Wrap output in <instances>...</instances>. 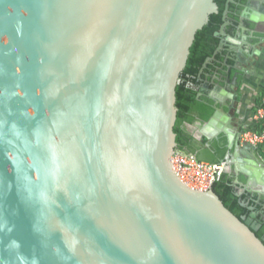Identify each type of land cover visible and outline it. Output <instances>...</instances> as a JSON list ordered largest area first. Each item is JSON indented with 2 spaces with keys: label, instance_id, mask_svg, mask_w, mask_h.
Instances as JSON below:
<instances>
[{
  "label": "water",
  "instance_id": "water-1",
  "mask_svg": "<svg viewBox=\"0 0 264 264\" xmlns=\"http://www.w3.org/2000/svg\"><path fill=\"white\" fill-rule=\"evenodd\" d=\"M217 10L215 0H0V264H264V212L256 221L237 188L264 194V164L231 128L226 82L193 135H226L225 170L240 163L235 194L250 212L187 185L170 161L176 86ZM249 12L236 16L242 28Z\"/></svg>",
  "mask_w": 264,
  "mask_h": 264
},
{
  "label": "trees",
  "instance_id": "trees-1",
  "mask_svg": "<svg viewBox=\"0 0 264 264\" xmlns=\"http://www.w3.org/2000/svg\"><path fill=\"white\" fill-rule=\"evenodd\" d=\"M221 22V14L212 13L208 22L196 32L186 65L180 74L181 81L176 86L177 119L173 129L176 133L178 147L194 153L199 159L209 162L226 161V154L228 152L231 154L232 149H229L227 146L226 135L220 133L211 139H207L205 136L198 139L194 137L188 125L194 124L196 120H200L201 122L206 121L214 111L212 106L213 101L210 98L205 95H197L198 86L206 78V72L221 65L224 68L231 66L229 71L230 76L234 73V60L227 58L226 63L223 64L224 55H222L223 51H220L215 55V59L207 64L201 77H199V71L206 57L213 55L218 45L219 37L214 35V31L219 29ZM258 100L257 98L256 104ZM249 127H252V124ZM246 128L248 127H243L242 130ZM206 143L207 145H205ZM199 147L203 148V153L198 152ZM258 153L264 154V146L258 149ZM234 177L232 170H224L220 178L213 183L212 187L224 205L237 216H241L242 214H248L249 209L239 203L240 197L235 194ZM241 178L244 179L242 175ZM242 198H246L245 193L242 194ZM256 234L261 237L258 231Z\"/></svg>",
  "mask_w": 264,
  "mask_h": 264
},
{
  "label": "flooded vegetation",
  "instance_id": "flooded-vegetation-1",
  "mask_svg": "<svg viewBox=\"0 0 264 264\" xmlns=\"http://www.w3.org/2000/svg\"><path fill=\"white\" fill-rule=\"evenodd\" d=\"M215 2L218 9L215 13H220L222 19L219 29L214 31V35L219 37V42L221 40L224 41V47L221 50L223 51L222 55H224L222 63L225 64V60L231 58L235 61L233 65L237 66V68L234 69V73L231 77L229 76L228 67L224 68L221 65L206 72V78H204L198 86V92H200V96L205 95L208 97V95L214 91L215 86L218 83H221V81L226 82V85L234 92V96L232 98L227 97L224 99V102L226 103L224 108L228 111L231 117V128L235 133H239L242 131L243 122L246 116H248V111L252 109V102H250L249 98H246V96L240 98L237 97L236 90L238 87L235 84V81L232 80V77L236 73V77L239 80L240 77L242 78L251 72L264 73V0H215ZM245 10H249L250 12L248 16L245 14V19L243 21L244 28H242L236 16L243 14V11ZM226 12L227 14H225ZM224 15L226 16L228 25L225 29V33H221V25L224 22ZM216 32H219V34L216 35ZM228 36L233 37L237 41L228 39ZM235 117L237 118V121L233 120ZM202 123L203 122L200 120H196V122L192 124V132H198ZM219 134L220 133H217L213 137ZM205 145H207V143ZM198 152L203 153V148L199 147ZM228 161L231 163V170L235 176L234 179L238 178L242 182L243 179L238 173L240 170V163L234 161L233 158L228 159ZM247 186L251 187L249 185ZM247 186L246 184L241 183L237 188L242 189L243 193L246 194L245 201L248 204L255 206V209L258 212V216L255 220L262 222L261 214L264 212V194H261L260 196L251 190H247ZM255 187L259 186L257 185ZM263 226L264 223H261V226L257 231L260 233L261 238L264 239Z\"/></svg>",
  "mask_w": 264,
  "mask_h": 264
},
{
  "label": "built area",
  "instance_id": "built-area-1",
  "mask_svg": "<svg viewBox=\"0 0 264 264\" xmlns=\"http://www.w3.org/2000/svg\"><path fill=\"white\" fill-rule=\"evenodd\" d=\"M252 127L239 133L238 141L242 146L253 148L264 164V154H259L258 149L264 146V92L259 95V100L251 114ZM172 168L177 176L187 185L200 190L212 187L226 167V161L209 162L196 157L192 152L177 147L170 156Z\"/></svg>",
  "mask_w": 264,
  "mask_h": 264
},
{
  "label": "crops",
  "instance_id": "crops-1",
  "mask_svg": "<svg viewBox=\"0 0 264 264\" xmlns=\"http://www.w3.org/2000/svg\"><path fill=\"white\" fill-rule=\"evenodd\" d=\"M235 67L237 68V66ZM240 82L241 85L237 86L238 89L236 90L237 97L240 98L246 96V98L248 97L250 102H252V109L248 111V116H246L243 122V127H249V125H251V114L253 112V108L256 105V100L257 98L259 99V95L264 92V73L251 72L242 77ZM188 127L190 129L192 128L190 124Z\"/></svg>",
  "mask_w": 264,
  "mask_h": 264
},
{
  "label": "rangeland",
  "instance_id": "rangeland-1",
  "mask_svg": "<svg viewBox=\"0 0 264 264\" xmlns=\"http://www.w3.org/2000/svg\"><path fill=\"white\" fill-rule=\"evenodd\" d=\"M233 120H234V121H237V118L235 117Z\"/></svg>",
  "mask_w": 264,
  "mask_h": 264
}]
</instances>
